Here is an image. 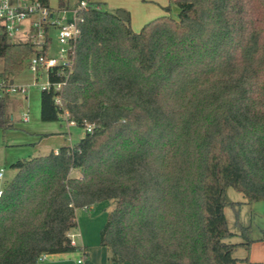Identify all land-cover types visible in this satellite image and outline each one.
<instances>
[{"label": "trees", "instance_id": "16d2710c", "mask_svg": "<svg viewBox=\"0 0 264 264\" xmlns=\"http://www.w3.org/2000/svg\"><path fill=\"white\" fill-rule=\"evenodd\" d=\"M168 2L176 18L160 15L138 31L125 10L126 18L100 3L83 10L69 76L41 95L44 120L67 114L92 127L73 144L11 163L0 264L77 250L68 235L75 210L104 200L111 209L99 244L111 262L260 264L249 257L251 226H227L224 193L264 200V0ZM35 50L0 27V79ZM49 79L63 77L54 68ZM9 96H0L2 130L12 125Z\"/></svg>", "mask_w": 264, "mask_h": 264}, {"label": "rangeland", "instance_id": "374dc122", "mask_svg": "<svg viewBox=\"0 0 264 264\" xmlns=\"http://www.w3.org/2000/svg\"><path fill=\"white\" fill-rule=\"evenodd\" d=\"M150 2L154 7L156 6L163 12L174 18L177 17L178 7L175 3H169L168 0H153ZM15 4L16 0H10ZM49 5L56 8L58 0H48ZM74 0H70V4ZM169 5V10L166 11L165 7ZM104 8L109 9L108 6ZM22 26H26V21L21 22ZM131 27L133 22L130 19ZM134 29H140V23H136ZM133 28V27H132ZM136 31V30H135ZM51 37V44L48 48L49 55H56L58 49V42L54 29L49 30ZM22 34L10 38H24ZM3 68V60L0 58V71ZM13 73V80L15 84H32L35 75L27 68V61L22 69ZM11 74V73H10ZM8 74V77H10ZM46 81L45 73L39 75L38 82ZM40 88L30 86L27 91V99L25 95L16 96L19 100V105L16 110L12 111L10 115L13 116L11 126L2 130L0 129V166H2V177L0 178V187L3 188L9 178L12 177L14 169L9 165L13 160L27 158L33 155H40L48 153L55 147L75 143L84 134V127L76 124L69 125L66 117L62 116L56 121H46L40 118L39 114V97L41 96ZM9 99L11 97L9 96ZM23 112L27 114V120L22 119ZM5 155L6 162L2 159V154ZM225 200L227 201L224 207V214L227 226L232 231L238 230V223L243 225H250L252 229V236L264 235V200L255 201L248 204L240 192L235 191L231 187L225 189ZM111 209L109 200H104L99 203L93 204L87 211L78 209L77 215L79 220L78 230L82 232L85 240L89 242H97L99 238V230L106 221L107 213ZM90 219V220H89ZM75 229V231H78ZM73 231V229H72ZM79 239V236L77 237ZM237 240V238L235 239ZM90 244V243H89ZM245 250L238 249L234 255L244 256ZM73 257H78V253H71ZM49 256V255H48ZM49 260H39L38 264H45ZM52 259V258H51Z\"/></svg>", "mask_w": 264, "mask_h": 264}, {"label": "built area", "instance_id": "2783aa9c", "mask_svg": "<svg viewBox=\"0 0 264 264\" xmlns=\"http://www.w3.org/2000/svg\"><path fill=\"white\" fill-rule=\"evenodd\" d=\"M93 6L98 9L99 5L91 0H74L67 3L62 8H53L42 5L38 0H27L18 4H13L10 0H0V27L7 37H16L18 34L24 35L23 40H31L34 43L35 51L30 54L27 60V68L35 75L32 84H15L13 81L0 79V96L8 93L9 95H25L30 86L40 88V91L50 89L60 90L66 82L73 66L76 41L80 35L79 22L82 21V12L87 7ZM25 20L26 26L21 22ZM54 29L58 42L56 55H49L48 48L51 44L49 30ZM16 41V38H14ZM46 50L43 51V47ZM56 69V73L63 77L62 80L53 82L49 79L51 69ZM45 73L46 81L38 82L39 75ZM59 102V98H55ZM27 114H23V119L27 120ZM67 118V114H64ZM69 125L75 124L68 120ZM92 125L87 124L85 130L89 131ZM2 168H0V177ZM1 193V189H0ZM88 206H84L86 208ZM70 244L76 245L74 237L76 234L69 232ZM83 251V249H82ZM83 253V252H82ZM47 254H41L39 260H44ZM84 255L77 259L83 261Z\"/></svg>", "mask_w": 264, "mask_h": 264}, {"label": "crops", "instance_id": "0c3cea01", "mask_svg": "<svg viewBox=\"0 0 264 264\" xmlns=\"http://www.w3.org/2000/svg\"><path fill=\"white\" fill-rule=\"evenodd\" d=\"M26 1L27 0H16L15 4H18L21 2H26ZM91 1L95 2V3H100V5L103 7L105 5L108 6L109 10L119 8V9H123V10L127 11L128 15H129V19H131V21L133 22V25H132L133 28L132 29L136 30V31H137V29H134L136 26L135 22L140 23L139 27L141 28L144 23L150 21L151 19H153L155 17H158L160 15L165 14V12H163V10H162L163 6H161V10H159V8H157L156 6L154 7L153 5H151L150 2H154L153 0H91ZM67 3H70V0H67ZM23 39L24 38H16V41L23 40ZM9 80L14 82L13 73L10 74ZM10 97H11V99H9V103L7 105V112L8 113H11L12 111L16 110V107L14 106V102L19 100L14 95H10ZM24 98L27 99L26 94H25ZM24 113H26V112H23V114ZM43 113H44V103H43V97L41 95L39 97V114H40L41 119H43ZM10 116L12 119L13 116L12 115H10ZM22 119H23V115H22ZM70 144H72V143H70ZM58 147H55L53 150H57ZM1 155H2L3 161L6 162L7 157L5 155H3V153ZM14 161L15 160L11 161L9 163V165H11V163H13ZM1 167L2 166H0V168ZM14 174H15V169H14V172L11 174L12 177ZM11 178H9V180ZM0 189H2V188L0 187ZM92 205H89L86 208H84V207L77 208L75 210L77 225L75 228H73V231L71 230V233L76 234L74 237V240H75V243H76V246L78 247V249L73 251V252L48 254L50 256V261L46 262L45 264H130L128 261H124L122 263L109 261L108 250L106 247L101 246L99 244V238H98L97 242H89L90 243L89 244L85 240L82 232L78 230L79 220H78V215H77L76 211L78 209H83V210L87 211L91 208ZM75 229H77L78 231L76 232ZM78 236H79V239L77 238ZM261 237L262 236H255L254 237L255 240L250 245L249 257L252 261L259 262L260 264H264V238H261ZM82 249H83V251H82ZM82 252H85V254ZM71 253H78L79 255H78V257H73L74 255H70ZM48 255L46 256V258L43 261L49 260ZM82 255H84L83 261L81 263L77 262V259L80 258Z\"/></svg>", "mask_w": 264, "mask_h": 264}, {"label": "water", "instance_id": "95a60500", "mask_svg": "<svg viewBox=\"0 0 264 264\" xmlns=\"http://www.w3.org/2000/svg\"><path fill=\"white\" fill-rule=\"evenodd\" d=\"M117 14H118L119 16H121V17H125V18H126V12H125L124 10H122V9H119V10L117 11ZM10 118H11V116H10Z\"/></svg>", "mask_w": 264, "mask_h": 264}]
</instances>
